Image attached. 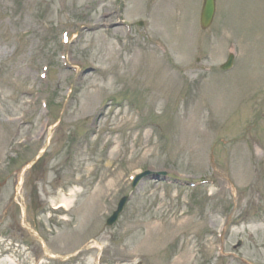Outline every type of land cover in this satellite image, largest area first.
I'll return each instance as SVG.
<instances>
[{
    "label": "rangeland",
    "instance_id": "obj_1",
    "mask_svg": "<svg viewBox=\"0 0 264 264\" xmlns=\"http://www.w3.org/2000/svg\"><path fill=\"white\" fill-rule=\"evenodd\" d=\"M203 1L0 0V264H264V0Z\"/></svg>",
    "mask_w": 264,
    "mask_h": 264
},
{
    "label": "water",
    "instance_id": "obj_2",
    "mask_svg": "<svg viewBox=\"0 0 264 264\" xmlns=\"http://www.w3.org/2000/svg\"><path fill=\"white\" fill-rule=\"evenodd\" d=\"M215 11H216V0H205L204 1V6L202 10V16H201V23L204 28L209 27L214 19L215 16ZM233 56L230 57V61L227 65H225L226 68H229L232 62ZM126 199H123L121 202V207L118 212L114 214V216L109 220V224H112L118 217V214L122 210L123 205L125 204Z\"/></svg>",
    "mask_w": 264,
    "mask_h": 264
},
{
    "label": "bare ground",
    "instance_id": "obj_3",
    "mask_svg": "<svg viewBox=\"0 0 264 264\" xmlns=\"http://www.w3.org/2000/svg\"><path fill=\"white\" fill-rule=\"evenodd\" d=\"M65 200L66 201L61 202L58 207L68 208V206L70 205V202H68L69 201L68 199H65Z\"/></svg>",
    "mask_w": 264,
    "mask_h": 264
}]
</instances>
